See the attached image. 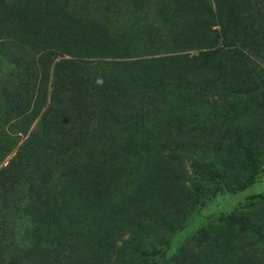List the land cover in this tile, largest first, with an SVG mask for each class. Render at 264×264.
<instances>
[{"label":"rangeland","instance_id":"obj_1","mask_svg":"<svg viewBox=\"0 0 264 264\" xmlns=\"http://www.w3.org/2000/svg\"><path fill=\"white\" fill-rule=\"evenodd\" d=\"M1 41L0 84L24 76L64 130L25 159L45 199L0 186V263L264 264V0H0ZM84 46L122 61L117 91L66 84ZM170 140L188 144L162 161Z\"/></svg>","mask_w":264,"mask_h":264},{"label":"trees","instance_id":"obj_2","mask_svg":"<svg viewBox=\"0 0 264 264\" xmlns=\"http://www.w3.org/2000/svg\"><path fill=\"white\" fill-rule=\"evenodd\" d=\"M206 24V23H205ZM58 25H62V23H58ZM56 24L52 23L51 29H47V32L51 31L50 39L57 40V36L54 37V30ZM62 29V27H61ZM49 30V31H48ZM69 31V30H66ZM74 31L77 32L75 29ZM219 37V36H218ZM208 34L206 33L203 36H199V38H193L190 40L180 41L177 43L178 50L189 49V50H197L202 48H211L210 44L207 42ZM220 38V37H219ZM8 42L1 41L0 47L1 49ZM36 43V42H35ZM89 46V43H86ZM184 45H188L183 47ZM79 46V45H76ZM88 46L79 47L77 52L68 53L69 59H63V62L68 63L70 66H73L79 72L78 76L72 78V80H68L66 82L67 85H70L72 81L78 79H88L89 77H100L101 82L100 85L106 88V91H110V93L117 91V84L111 83L107 84V77L109 73L112 72V66H107L106 63L117 64L122 61L116 60L113 61V58L116 56L109 57L110 59L105 60L102 54L93 53L90 51ZM38 52L40 50H44L45 47L43 44H38L34 46ZM46 50V49H45ZM203 52V51H202ZM23 77L19 78L16 82L0 84V186L5 187L11 186L13 188L25 187V191L28 196L33 198H43L40 194L43 188L37 187L38 182L34 183L33 178H25L23 182L20 179L23 176L24 169L27 168L25 159H31L33 156H39L41 153L46 150V147L54 141H57L58 137L61 135V131L64 130V125L59 123L55 119H52V114L49 112V105L44 108L43 112L41 111V107L45 106V101L40 102L42 98L39 100H35L34 93L36 92V88L32 85V90L28 89V91H21L23 88ZM51 94H49V99L53 98V92L56 89V84H51ZM51 114L49 117H47ZM61 114V112H60ZM58 114V115H60ZM44 116H46L44 118ZM39 119L36 124V127L25 137L21 144H17V140L21 138V135H24L27 132V129L30 123L34 118ZM168 144H162L158 147V151L161 155V159L163 160H179L181 158L179 151L183 147V145L188 144V141H184L183 143L174 142L173 140L169 141ZM203 147V146H202ZM9 160L6 164H2L4 159L10 155ZM161 177H165L166 173H161ZM18 179V181H17ZM18 182V185H17ZM6 183H11L8 185ZM12 186V184H14ZM9 188V187H8ZM7 188V189H8ZM3 189V188H2ZM24 189V188H23ZM11 188L7 191L9 193ZM22 193L13 196L9 199L8 205L3 202V215L4 219L16 220V214L14 215L16 210H20L25 205L23 203ZM10 200V201H9ZM23 205V206H22ZM125 221V219H124ZM132 225L140 228L143 227L140 223L135 220L129 219ZM3 227L4 220L0 219V238L3 235ZM81 255V254H80ZM85 260L83 259L81 263ZM88 264H91V259L89 258ZM0 264H25L22 261L17 260L16 258H11L9 260L3 261Z\"/></svg>","mask_w":264,"mask_h":264}]
</instances>
